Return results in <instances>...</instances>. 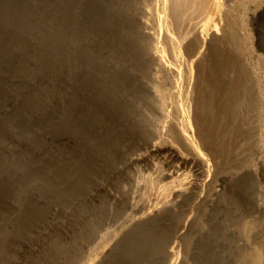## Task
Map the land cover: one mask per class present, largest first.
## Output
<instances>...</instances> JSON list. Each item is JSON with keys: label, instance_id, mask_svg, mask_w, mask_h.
I'll use <instances>...</instances> for the list:
<instances>
[{"label": "rangeland", "instance_id": "1", "mask_svg": "<svg viewBox=\"0 0 264 264\" xmlns=\"http://www.w3.org/2000/svg\"><path fill=\"white\" fill-rule=\"evenodd\" d=\"M254 1L226 10L218 44L228 56L211 78L224 95L207 96L202 108L226 162L220 194L199 204L190 196L184 208L127 227L149 197L147 189L133 197L136 182L148 175L154 185L151 176L169 169L157 156L143 162L148 150L136 147L158 104L146 41L131 19L136 5L0 0V264H90L117 235L96 264H264V54L247 18ZM258 27L264 38V17ZM173 96L172 106L187 105L185 94ZM159 183L154 193L172 187Z\"/></svg>", "mask_w": 264, "mask_h": 264}, {"label": "bare ground", "instance_id": "2", "mask_svg": "<svg viewBox=\"0 0 264 264\" xmlns=\"http://www.w3.org/2000/svg\"><path fill=\"white\" fill-rule=\"evenodd\" d=\"M127 1L131 6L136 5L138 9V11L135 10V14L131 15V19L136 24L139 34L146 41L148 50L146 56L148 85L152 89L150 97L151 101L155 104L158 103L155 105L156 107L153 106L154 108L149 113H146L143 121L144 128L146 127L144 129L146 134L140 138L141 143L136 147L141 146L148 150V153H146L148 156H145L144 160H142L147 164H152L151 161L154 160L152 156L163 158L166 163L168 162L169 166L166 167L167 169L169 167L168 171L164 169V172L161 171V173L155 174L152 169L155 163L148 171L152 169L151 171H153L155 176L152 175L151 179L154 181L156 179L157 184L159 182L165 183L166 181L172 184L170 189L166 187V191L154 193L152 189L157 184L149 185V178L145 179L148 175H145L143 183L136 182L137 180L135 181L134 178L133 181L137 183V186L134 196L133 194L132 196L140 199L139 195H143L140 193L142 190L145 191V189H147L149 194L148 198L139 200L135 213L141 212L140 210L144 211L146 208L149 209V212L147 210L148 213H142V211L139 215L128 219L127 227H129L137 221L145 219L155 220L157 217L166 215L180 206L184 208V204H186L190 196L197 200L196 202L199 204L203 200L211 198V196L214 197L220 194L221 188L217 187V185H222V187L224 185L223 182L227 174L223 173V169L226 167V162L223 163L221 150L217 145L213 144V134L203 126L204 116L202 113L204 111L202 112V108L204 98L207 96L208 98L212 96L219 99L224 95L222 81L212 80L211 78L216 70L221 69V63H225L224 61L228 56L224 46H222L223 48L220 47L218 42L223 33L222 23L226 18V10L232 5L234 0ZM263 17L264 0H257L251 3L247 18L252 25L256 51L261 54H264V38L260 34L258 22ZM189 45L192 46V49ZM181 60L183 65L178 64ZM211 61H213L212 65H210ZM205 62L208 65H205ZM176 94L181 96L185 94L187 105L184 108L172 106L170 102L166 101L167 96ZM181 115L186 117V122L182 125L178 123ZM219 116L220 113H218L217 117ZM136 135L135 133L134 137H137ZM197 140H200L203 152L200 150ZM128 160L130 163H136L133 158ZM257 160L259 168L264 174V160L261 155L258 156ZM207 165L210 168L207 169ZM212 172L214 177H211ZM188 174L195 176V181L191 179L187 181ZM153 176L155 178H152ZM197 178L202 180V183L198 182ZM139 179L141 181L143 177L142 179L139 177ZM152 201H155L154 206ZM190 221L191 219L187 218L182 223L176 233V240L182 237L190 225ZM126 230L119 231V235L123 234V231L126 232ZM117 236H114L115 238H113L111 243L104 247L99 256L97 255L90 264H96L100 257L102 258L108 253L112 245L117 241ZM178 246V244L172 246L169 250L170 254L175 253V249Z\"/></svg>", "mask_w": 264, "mask_h": 264}]
</instances>
